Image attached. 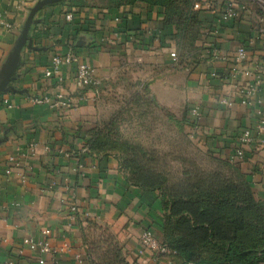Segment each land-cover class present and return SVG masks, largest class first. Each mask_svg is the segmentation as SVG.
<instances>
[{
  "label": "crops",
  "instance_id": "crops-1",
  "mask_svg": "<svg viewBox=\"0 0 264 264\" xmlns=\"http://www.w3.org/2000/svg\"><path fill=\"white\" fill-rule=\"evenodd\" d=\"M38 1L0 0V19L11 25H0V75ZM216 1L232 3L241 16L221 24L217 15L203 10L195 46L199 51L219 48L229 56L227 62L182 60L177 39L170 36L176 33L175 28L163 25V8L146 3L75 12L65 2L37 14L30 32L33 48L23 50L17 77L11 83L16 91L2 96L9 99L11 107L0 104L2 262L16 258L24 238L38 237L50 228L58 236L55 245L62 248L68 243L71 249L49 256L47 264H79L77 256L85 255L82 230L92 221L109 228L128 261L160 264L148 255L138 257L146 228L162 237L165 210L159 192L133 186L114 155L85 146L89 130L104 119L101 95L76 88V66H64L51 79L45 78L44 72L55 54L67 52L71 46L103 86L119 84L126 77L137 87L145 86L159 106L176 115L189 106L195 138L216 155L230 159L243 132L250 129L256 135L264 118V86L261 103L244 105L240 94V87L252 82L244 71L255 73L264 68V33L258 23L264 14V0ZM118 31L124 35L113 40L112 34ZM159 32L164 35L162 41L156 40ZM241 46L247 49V61L236 63L234 57ZM172 52L177 53L178 62ZM234 69L241 73L237 81L227 78ZM59 92L71 99L70 109L30 102L32 97H53ZM223 98L229 103L224 104ZM195 109L198 115L193 114ZM244 154L234 163L249 175L255 192L263 198L264 146H245ZM80 161L84 168L79 167ZM25 252L32 256L29 250Z\"/></svg>",
  "mask_w": 264,
  "mask_h": 264
},
{
  "label": "trees",
  "instance_id": "trees-1",
  "mask_svg": "<svg viewBox=\"0 0 264 264\" xmlns=\"http://www.w3.org/2000/svg\"><path fill=\"white\" fill-rule=\"evenodd\" d=\"M197 1L199 0H100L99 3L89 0H67L66 2L75 12L100 6L119 9L136 3L161 7L165 17L163 25L176 30V33L170 36L177 39L181 51L180 58L182 60L191 58L196 62L205 59L207 55V48L199 51L195 46L200 36L202 12L193 9ZM163 37V34L159 36V40L162 41ZM138 88L150 94L145 86ZM153 101L156 102L155 99ZM162 109L172 113L165 108ZM190 111L187 106L182 113V121L193 128L194 122ZM88 134L84 143L90 150L105 154L112 152L114 141L104 134V129L99 127V124L91 128ZM124 149L127 157L121 161V169L126 173L130 184L144 191L159 192L164 206L163 229L166 233L162 231L160 240L172 253L159 255L157 258L159 262L164 264L168 261L177 264L260 263L258 250L252 246H245L241 241L248 230L249 216L264 208V196L261 200L256 198L247 173H243L229 158L220 157L210 149L208 154L212 157L217 156L213 160L220 165V168L210 169L193 158L177 157L175 160L180 161L182 166L181 170L175 173L160 166V157L156 152H148L128 145H125ZM87 225H95V222L88 221ZM105 228L110 234L109 247L103 254H95L99 263L93 262L88 254L84 255L85 261L90 264H135L127 260L116 236L109 228ZM85 230L84 226L83 240L87 242ZM208 246L222 248L223 257L210 259L201 256L200 250ZM99 249L96 245L97 252ZM260 252L264 255V250Z\"/></svg>",
  "mask_w": 264,
  "mask_h": 264
},
{
  "label": "rangeland",
  "instance_id": "rangeland-1",
  "mask_svg": "<svg viewBox=\"0 0 264 264\" xmlns=\"http://www.w3.org/2000/svg\"><path fill=\"white\" fill-rule=\"evenodd\" d=\"M122 79L119 84L104 86L101 93L104 119L98 123L99 127L104 129V134L114 141L110 155H114L120 167L121 161L127 157L124 146L128 145L156 152L160 157V166L168 168L172 173L181 170L182 163L175 160L177 157L193 158L210 169L220 168L213 160L217 156L212 157L208 154L209 148L195 138L193 128L182 121V114L173 115L163 110L153 101L150 94L139 89L130 79L126 77ZM232 163L238 166L237 163ZM255 194L258 200L263 199L258 192ZM95 225H85L84 235L87 242L83 240V247L85 254H88L93 262L99 263L95 254H103L111 241L108 240L110 234L105 231L106 228L100 224ZM162 231L166 233L164 229ZM245 234L241 238L242 243L256 248L258 262L264 264V255L260 252L264 250V208L249 216L248 230ZM105 242L107 243L103 244ZM96 245L100 248L98 252ZM199 253L210 259L224 255L222 248L215 246L203 247Z\"/></svg>",
  "mask_w": 264,
  "mask_h": 264
},
{
  "label": "built area",
  "instance_id": "built-area-1",
  "mask_svg": "<svg viewBox=\"0 0 264 264\" xmlns=\"http://www.w3.org/2000/svg\"><path fill=\"white\" fill-rule=\"evenodd\" d=\"M244 8V7H243ZM195 11L208 10L217 15L219 23L224 24L231 20H237L241 16V10H237L232 3L226 5L219 4L216 0H209L205 3L200 1L194 5ZM67 19L71 21L73 16L69 14ZM258 23L261 26L260 30L264 33V14L258 17ZM0 25L10 27L11 25L0 19ZM123 33L114 32L112 34L113 40H117ZM162 32H159L156 36V40H159V36ZM205 60L207 62L222 61L227 62L230 60L229 56L225 55L219 48H207ZM172 57L176 62L179 61V57L176 52H172ZM236 63H244L247 61V49L245 46L238 48L236 56L234 57ZM64 66H76L74 84L80 91L92 90L96 97H99L102 93L103 81L96 76L93 68L86 62H82L74 48L68 47L67 52L58 53L53 56L49 66L46 68L44 74L45 78L51 79L60 74ZM215 75V74H214ZM241 73L238 69H234L233 72L227 75L232 81H237ZM244 76L249 77L252 82L246 86L240 87L241 102L244 105H251L253 103H261L260 93L264 86V68L259 67L257 72H251L250 69L244 71ZM83 95L81 98L83 99ZM30 102L33 105H48L55 109H70L72 102L69 96L64 92H59L53 97L49 96H37L30 98ZM5 103L8 107H11L8 98L0 97V104ZM223 103L228 104L227 98H223ZM193 114L198 115V109L193 110ZM256 135L253 131L247 129L239 137V148H237L231 156V161L235 162L238 159L244 158V147L252 144H260L264 146V118L258 123L256 128ZM79 167L84 168V164L80 161ZM72 213H77L75 207L72 208ZM58 240L56 232L50 228L42 230L38 237H27L21 242L16 258L2 262L0 264H47L48 257H56L59 253L70 250L71 246L65 243L63 247L56 246L55 243ZM26 250H29L32 254L28 257ZM172 251L162 244L160 237L157 235L154 229L146 228L140 238V245L138 249V257L144 258L149 256L150 260H155L160 263L157 258L159 255L171 254ZM35 259L34 263L32 260ZM79 264H90L85 261L84 255L77 256Z\"/></svg>",
  "mask_w": 264,
  "mask_h": 264
},
{
  "label": "water",
  "instance_id": "water-1",
  "mask_svg": "<svg viewBox=\"0 0 264 264\" xmlns=\"http://www.w3.org/2000/svg\"><path fill=\"white\" fill-rule=\"evenodd\" d=\"M67 0H39L33 8H31L30 13L27 17L21 35L9 55V58L4 66L3 72L0 75V97L3 94H8L10 92H15L11 83L17 77V71L21 65L22 52L28 47L33 48V39L30 36V32L33 24L35 23V18L37 14L43 10L45 7L66 2Z\"/></svg>",
  "mask_w": 264,
  "mask_h": 264
}]
</instances>
